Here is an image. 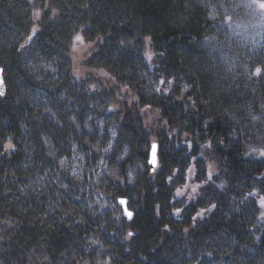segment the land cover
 Returning <instances> with one entry per match:
<instances>
[{"label": "trees", "instance_id": "16d2710c", "mask_svg": "<svg viewBox=\"0 0 264 264\" xmlns=\"http://www.w3.org/2000/svg\"><path fill=\"white\" fill-rule=\"evenodd\" d=\"M242 4V0H0V65L7 85L6 97L0 96V216L16 221L24 217L30 226L28 238L17 234L11 259L28 264V254L37 247V227L30 224L32 217L23 214V207L29 213L37 204L40 210L46 193L56 191L54 180L50 192H35L45 171L47 175L56 170L50 147L60 157L73 151V135L79 131L71 118L77 114L59 106L57 94L64 95L68 78L76 80L77 73L89 77L90 91L113 97L111 112L119 114L131 138L127 144L143 162L150 152L141 151L144 123L174 144V152L162 156L161 172L156 175L149 167L136 195L124 197L134 204L135 216L131 222L118 221L116 229L133 231L139 240L136 252L151 259L150 240L158 237L181 242L192 264H219L222 256L236 264L237 259L227 254L232 239L257 251L264 249V234L257 243L248 233L260 215L255 197L264 194V159L249 154L252 146L264 149L260 71L264 40L245 39L239 31ZM77 33L84 37L83 43L92 44L83 61L73 52ZM33 43L47 61H58L65 69L66 88L52 86L53 74L23 59L24 48ZM146 53H151V60ZM161 79L173 81L167 93L155 91L167 87L159 84ZM123 89L126 97L120 95ZM209 142L211 148L204 147ZM8 143L14 149L5 150ZM209 164L215 167L212 180L207 179ZM221 180L226 181L223 189L217 186ZM184 182L188 198L181 200L184 196L178 197L176 191ZM22 187L29 192L26 199L21 197ZM205 193H212V198ZM180 200L182 207L193 211L179 229L186 230L177 235L163 219L172 215L171 206ZM212 204L216 207L206 211ZM201 211L204 215L193 220ZM36 223L44 226L41 219ZM55 223L59 228L50 234L48 245L51 251L57 249L52 254L57 260L59 252L75 246V232L82 234L83 229L74 222L75 229L66 230L58 218ZM11 259L4 263L12 264ZM242 259L237 264L246 263Z\"/></svg>", "mask_w": 264, "mask_h": 264}, {"label": "rangeland", "instance_id": "374dc122", "mask_svg": "<svg viewBox=\"0 0 264 264\" xmlns=\"http://www.w3.org/2000/svg\"><path fill=\"white\" fill-rule=\"evenodd\" d=\"M242 2L238 18L240 22H238L237 27L245 35V39L262 42L264 40V9L261 8V5L264 4V0H242ZM91 46L92 44L87 42H77L74 47L78 51L73 52H77L75 56L83 61ZM40 52L33 43L24 48L23 59L27 60L29 66L37 67L40 65L53 74L52 82L50 81L53 83L52 86L66 88L68 82V89L64 95L57 94L59 98L57 104L69 111L76 112L77 115L72 117L71 121L78 127L79 134L73 135L74 148L70 156L63 155L60 157V152L55 147H50L52 157L57 160L56 170L47 175L45 171V177L41 178L37 189L35 188V192L38 193H41V190L50 192V188L53 187L51 183H55L54 180H57V188L55 189L59 193H55L56 191L46 193L45 206L40 210L37 209V204L32 205L33 209L29 213L28 207H23V214H30L32 217L30 224L37 227V247L28 254V264H162L161 260L177 264L194 263L191 255L183 249L181 242H164L161 237L150 240L149 246H152L154 255L149 259L143 253L135 251L136 243H139V240L134 237L135 235H133V239L130 237L125 239L131 230L130 228L124 232L116 229L118 221L126 220L117 198L136 195L139 182L145 178L150 166L147 161L141 160L136 151L133 152L130 144H127L131 138L127 135L124 124L120 123L119 114L111 112L115 111L113 106L110 107L113 97L108 96L103 91H99V93L90 91L88 84L91 81L86 75L76 80L71 77L65 82L66 75H68L65 69L59 68L58 61H47V57L41 55ZM50 82L49 84H51ZM39 94H43L44 97L46 95L41 91ZM120 95L126 97L127 90L123 89ZM51 110L55 111L53 108ZM58 113L67 117L63 112ZM143 126V131L146 134L141 151L149 152L153 136L160 143V166L153 172L157 175L158 170L161 172L162 156L173 153L174 144L168 136L165 137L154 130L155 128L151 124L144 123ZM48 142L51 143L52 141L49 140ZM251 148L255 149V146ZM262 158L264 159V157ZM129 173L133 177L131 183L129 182ZM179 182L182 183L183 180H179ZM179 182H176V188ZM183 184L182 193L187 187L186 182ZM205 191L207 190L205 189ZM22 192L21 197L26 199L29 192L26 191L25 187H22ZM205 194L211 198L213 196L212 193ZM182 195L184 199L181 200L188 198L187 193ZM262 196L264 194H257L255 197L260 215L253 220L252 227L248 231L250 235L255 237L257 243L262 241L264 234V219L261 218L264 215ZM133 198L136 200L135 196ZM181 200L175 206H171L174 210L172 215L167 220L163 219L169 224L167 229L177 235L186 230L179 231L181 225L186 224L189 213L193 211V209L182 207L183 202ZM38 202L40 205L44 204L41 198H38ZM23 203L25 204V202ZM129 207L135 210L131 200ZM176 208L181 209L180 214L175 213ZM97 216L99 218H96ZM56 218L60 220L61 226L62 224L67 226L66 230L67 228L75 229L74 222L76 226L83 229L82 234L75 232V246L64 250L62 253L58 251L59 258L57 260L52 256L57 249L54 248L51 251L52 246L48 245L51 240L50 234L59 228L55 223ZM40 219L44 226L36 223ZM25 222L24 217L18 218L16 221L14 219H2L0 216V264H5V260L10 261L12 249L16 248L15 240L18 239V233H20V238H28L29 225H25ZM108 229H113L115 232H109ZM45 230L49 233H43ZM63 232L68 235L67 231L63 230ZM167 235L168 233H165V236ZM215 238L220 239L219 237ZM225 239L231 240L229 236H225ZM134 242L135 245H133ZM231 244L233 245L228 247L227 254L237 259L236 264L240 260L243 261V257L244 262H246L243 264H262L264 249L257 251L255 247L248 246V243L247 245L237 244L233 239ZM21 248V250L25 249L24 246ZM125 248L129 249L125 251ZM11 261L12 264H20L17 259H11ZM219 264H230V261L222 256Z\"/></svg>", "mask_w": 264, "mask_h": 264}, {"label": "snow or ice", "instance_id": "6c2138e0", "mask_svg": "<svg viewBox=\"0 0 264 264\" xmlns=\"http://www.w3.org/2000/svg\"><path fill=\"white\" fill-rule=\"evenodd\" d=\"M261 8L264 9V4L261 5ZM53 14H55V13H53ZM39 15H40V13L37 12V13H36L37 18L39 17ZM33 32H35V29H33ZM31 38H32V37L30 36V39H31ZM145 39H149V38L146 37ZM74 41L79 42V43H83V41H84V37L81 36L79 33H77V34L74 36ZM73 51H78V49H77L76 47H73ZM146 55H147V58H148L149 60H151V58H152L151 53H146ZM260 71H261L262 73H264V69H261ZM104 74L107 75L106 73H104ZM76 75H77V78H78V77H79V74L77 73ZM3 84H4V81H3L2 79H0V96L4 95ZM159 84H160V85H165V84H167V87H164V88L162 89L161 87L158 86V87L155 88V91L158 92V93L161 92V91H163L164 93H167V92L169 91V89L172 87V85H173V81H171V80L165 81V80L161 79V80L159 81ZM169 85H171V87H169ZM93 87H94V86H93ZM185 90H187V86H185ZM133 99H135V97H133ZM149 107H150V106H149ZM145 110H147V109H145ZM9 145H11V146H9ZM188 146H189V148H191V144H189ZM211 146H212V145H211L210 142L204 145V147H207V148H211ZM9 149H14L13 144L8 143L7 145H5V150H9ZM106 151H107V150H106ZM253 153L259 155L260 157H264V149H260V150H257V149H251L249 154H253ZM158 157H159V146H158L157 143L153 142V143H151V145H150L149 158L147 159V163L151 166V170H152L153 172H155V171L159 168V166H160V164H159V158H158ZM193 159H195V158H193ZM101 163H103V161H101ZM193 170H194L193 168H189V169H188L189 172H192ZM177 171H178V170H177ZM214 171H215V170H214V165H213V164H209V165H208V176H207V179H208V180H212V175H213V172H214ZM174 175H175V173H174ZM172 179H173L172 176H169V177H168V180H169L170 182L172 181ZM197 187H199V185H197L196 187H193V189H192V192H193V193H195V192L197 191ZM182 194H183V193H182L181 189H177V191H176V195H177V196H180V195H182ZM251 194H252V195H256L257 193H256V192H253V193H251ZM261 199H264V196H262ZM118 203H119L120 205H124V206H125L124 209H123V215H124L127 219H129V220L133 219L134 213H133L132 211L128 210V207L126 206V205H127V201H126L125 199H123V198H120V199L118 200ZM215 207H216V205H215V204H212V205H211L206 211H211V210L214 209ZM180 212H181V209H180V208H176V209H175V213H176V214H180ZM203 215H204V211L198 212L197 215H196V217H193V220H195L197 217H202ZM261 218L264 219V215H262ZM166 227H167V226H166ZM132 236H133V233H132L131 231H129L128 234H127V237H132Z\"/></svg>", "mask_w": 264, "mask_h": 264}, {"label": "water", "instance_id": "95a60500", "mask_svg": "<svg viewBox=\"0 0 264 264\" xmlns=\"http://www.w3.org/2000/svg\"><path fill=\"white\" fill-rule=\"evenodd\" d=\"M0 79H2L3 81H4V84H3V91H4V95H2L1 97H5V95H6V92H7V85H6V80H5V74H4V67L2 66V65H0ZM158 144V143H157ZM159 146V145H158ZM149 158V157H148ZM159 158V157H158ZM149 165V164H148ZM150 166V165H149ZM150 170H151V166H150ZM151 172H153L152 170H151ZM120 198H123V199H125L126 201H127V207H128V210H130V211H132L133 213H134V216H135V212L132 210V209H130L129 208V199L128 198H124V197H119L118 198V200L120 199ZM120 205V204H119ZM121 206V208L122 209H124V205H120ZM134 216H133V219H134ZM125 217V216H124ZM126 218V217H125ZM133 219H131V220H129V219H127L126 218V220H128V221H133Z\"/></svg>", "mask_w": 264, "mask_h": 264}, {"label": "clouds", "instance_id": "9594fccd", "mask_svg": "<svg viewBox=\"0 0 264 264\" xmlns=\"http://www.w3.org/2000/svg\"><path fill=\"white\" fill-rule=\"evenodd\" d=\"M169 87H171V85H169ZM153 142L156 143V137H155V136L152 137V143H153ZM9 146H11V145H9ZM214 170H215V167H214ZM132 179H133L132 174L129 173V182H130V183L132 182ZM217 186H218L220 189H223V188L226 186V181L221 180V182H220ZM127 238H128V237H125V239H127Z\"/></svg>", "mask_w": 264, "mask_h": 264}, {"label": "bare ground", "instance_id": "6f19581e", "mask_svg": "<svg viewBox=\"0 0 264 264\" xmlns=\"http://www.w3.org/2000/svg\"><path fill=\"white\" fill-rule=\"evenodd\" d=\"M7 93V92H6ZM5 97H6V95H5Z\"/></svg>", "mask_w": 264, "mask_h": 264}]
</instances>
